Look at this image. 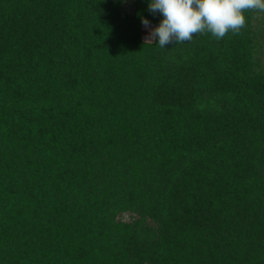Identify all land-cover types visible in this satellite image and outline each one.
Wrapping results in <instances>:
<instances>
[{"label": "trees", "instance_id": "trees-1", "mask_svg": "<svg viewBox=\"0 0 264 264\" xmlns=\"http://www.w3.org/2000/svg\"><path fill=\"white\" fill-rule=\"evenodd\" d=\"M149 2L0 0V264H264V13Z\"/></svg>", "mask_w": 264, "mask_h": 264}, {"label": "clouds", "instance_id": "clouds-1", "mask_svg": "<svg viewBox=\"0 0 264 264\" xmlns=\"http://www.w3.org/2000/svg\"><path fill=\"white\" fill-rule=\"evenodd\" d=\"M148 10L160 13L163 19L148 29L145 43H156L160 48L169 44L191 42L195 36L211 34L216 40L227 34H240L247 27L246 12L264 13V0H150Z\"/></svg>", "mask_w": 264, "mask_h": 264}, {"label": "rangeland", "instance_id": "rangeland-1", "mask_svg": "<svg viewBox=\"0 0 264 264\" xmlns=\"http://www.w3.org/2000/svg\"><path fill=\"white\" fill-rule=\"evenodd\" d=\"M134 0H127V7H130V3L133 2ZM148 29L144 28V32L148 33Z\"/></svg>", "mask_w": 264, "mask_h": 264}]
</instances>
